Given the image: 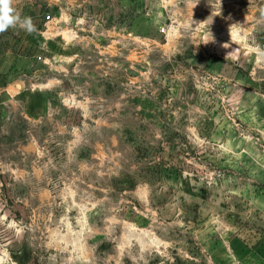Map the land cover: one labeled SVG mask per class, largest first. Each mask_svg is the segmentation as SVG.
<instances>
[{"label": "rangeland", "instance_id": "1", "mask_svg": "<svg viewBox=\"0 0 264 264\" xmlns=\"http://www.w3.org/2000/svg\"><path fill=\"white\" fill-rule=\"evenodd\" d=\"M15 6L0 264H207L264 228V0Z\"/></svg>", "mask_w": 264, "mask_h": 264}, {"label": "crops", "instance_id": "2", "mask_svg": "<svg viewBox=\"0 0 264 264\" xmlns=\"http://www.w3.org/2000/svg\"><path fill=\"white\" fill-rule=\"evenodd\" d=\"M53 5H65L66 9L81 7L87 0H49ZM250 234L251 239L235 238L228 244H224L223 252L215 248H209L206 254L207 264H264V228L255 230ZM190 264L197 261L190 257Z\"/></svg>", "mask_w": 264, "mask_h": 264}, {"label": "clouds", "instance_id": "3", "mask_svg": "<svg viewBox=\"0 0 264 264\" xmlns=\"http://www.w3.org/2000/svg\"><path fill=\"white\" fill-rule=\"evenodd\" d=\"M235 25L230 27L231 28ZM9 29H18L31 35L38 32L36 25L30 16H22L15 6V0H0V34L5 33ZM215 42L213 34L209 31L205 44ZM225 46V45H224ZM264 54V52H262Z\"/></svg>", "mask_w": 264, "mask_h": 264}]
</instances>
